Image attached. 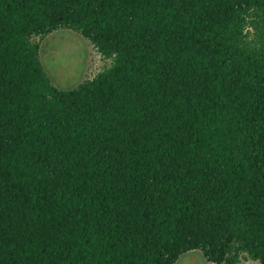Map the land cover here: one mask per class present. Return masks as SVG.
I'll return each instance as SVG.
<instances>
[{
    "label": "trees",
    "instance_id": "trees-1",
    "mask_svg": "<svg viewBox=\"0 0 264 264\" xmlns=\"http://www.w3.org/2000/svg\"><path fill=\"white\" fill-rule=\"evenodd\" d=\"M112 64L56 86L35 35ZM264 264V0H0V264Z\"/></svg>",
    "mask_w": 264,
    "mask_h": 264
},
{
    "label": "rangeland",
    "instance_id": "rangeland-1",
    "mask_svg": "<svg viewBox=\"0 0 264 264\" xmlns=\"http://www.w3.org/2000/svg\"><path fill=\"white\" fill-rule=\"evenodd\" d=\"M34 42L43 45L45 56L41 58L52 82L62 88L75 87L94 78L112 64L98 52L89 39L71 28H60L47 35H35ZM175 264H217L211 262L200 249L180 256ZM237 264H261L259 261L242 257Z\"/></svg>",
    "mask_w": 264,
    "mask_h": 264
}]
</instances>
